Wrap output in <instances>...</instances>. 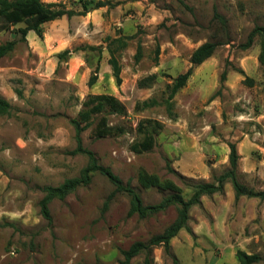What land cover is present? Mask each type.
Listing matches in <instances>:
<instances>
[{
  "label": "rangeland",
  "instance_id": "374dc122",
  "mask_svg": "<svg viewBox=\"0 0 264 264\" xmlns=\"http://www.w3.org/2000/svg\"><path fill=\"white\" fill-rule=\"evenodd\" d=\"M42 1L82 11L80 0ZM103 1L108 5L86 15L45 23L42 37L31 31L23 40L18 29L25 23L4 29L0 21V45L16 42L0 57V98L11 105L9 114H0V264H123V250L161 234L175 220V206L145 219L128 216L130 200L121 193L102 213L114 186L99 173L88 186L51 202V225L42 217V188L79 176L88 163L86 155L72 154L77 144L71 121L86 109L90 96H114L124 109L106 106L92 115L81 134L83 146L129 183L145 205L172 193L165 187L169 183L188 199L191 184L215 181L229 168L231 143L240 156L239 183L264 191L260 37L243 47L253 28L264 25V0ZM216 15L225 17L226 27ZM121 36L131 39L116 53L118 86L108 64L107 38ZM207 41L221 44L176 93L170 115L168 86L188 70L191 54ZM139 44L143 58L136 62ZM65 50L70 53L59 57ZM98 64V79L90 86ZM151 75L156 78L150 87H139ZM151 99L155 105L136 106ZM141 122L148 130L159 124V133L154 148L139 154L132 146L144 136ZM140 174L156 177L159 186L145 187ZM189 214L190 231L181 230L168 253L154 248L152 264H239V250L258 255L254 264H264V199L236 200L227 182L223 191L203 195ZM144 256L130 263L143 264Z\"/></svg>",
  "mask_w": 264,
  "mask_h": 264
},
{
  "label": "trees",
  "instance_id": "16d2710c",
  "mask_svg": "<svg viewBox=\"0 0 264 264\" xmlns=\"http://www.w3.org/2000/svg\"><path fill=\"white\" fill-rule=\"evenodd\" d=\"M82 3V11H75L63 8L60 4L57 3H46L42 0H0V21L4 22L3 28L9 26H15L20 23H25V26L18 29V33L21 35V39L25 40L28 33L33 31L37 36L42 37V26L51 21H55L62 17L71 18L75 15H86L90 11L105 7L108 5L107 2L103 0L97 1H87L80 0ZM219 22L223 27H226V19L221 15H216ZM260 37V53H259V63L264 66V25H256L253 30L250 32L247 38V42L243 46L244 48H249L252 46L254 39ZM130 36H121L117 38H107L108 42V52L109 60L108 64L112 68L113 76L116 79L118 86L121 85V67L119 65L116 53L118 50H122L127 47ZM220 42L216 41H207L201 44L196 48L190 57V67L188 70L178 75L174 79V83L168 86V96L165 100L167 112L170 115H173V98L176 93L183 88L191 75L195 67L201 65L207 59L212 57L215 53ZM15 41H8L0 45V57L6 56L8 53L12 52L15 48ZM81 49V48H80ZM84 50H99L95 46H85L82 48ZM160 49H156V54H159ZM70 53V50H65L59 54V57H64ZM143 58V49L139 44L137 51L135 53L134 59L136 62H139ZM240 73L244 72L239 70ZM99 64L96 66L94 74L90 78L89 85L92 86L96 83L98 79ZM156 76L151 75L146 78L141 79L138 82L139 87L147 88L150 87L152 82L155 80ZM222 82L226 80V72L224 71L221 76ZM245 82L250 81L249 78H245ZM96 102V104H93ZM93 104L92 106H90ZM156 104L155 100H147L144 102H138L137 107H150ZM108 106L112 111H123V106L121 102L114 96L109 95H96L90 96L89 100L85 102V110L80 111L78 118L73 119L71 122L74 126L76 132V148L72 151V154H82L88 157L87 165L82 169L79 176L65 180L59 186H45L42 188L44 196L39 202L40 211L42 217L47 221L49 225L52 224V215L50 211V204L53 200L59 199L64 200L69 194L74 192L80 187L88 186L92 177L95 173H99L106 177L108 181L114 186V190L108 196L107 200L104 202L102 213L108 209L110 202L118 194H125L129 197L130 208L128 211V216L137 215L141 219H145L151 215L157 214L159 212L165 211L170 206H175L176 208V218L175 220L161 233L152 236L147 242L137 241L133 243L129 249L123 250L122 254L125 260L123 264H131V260L140 255L144 254L143 264H152V253L154 248L163 247L165 252L170 251V242L175 238L178 233L186 229L190 231L189 228V219H190V209L201 202V197L203 195H212L217 192L223 191L224 184L231 182L235 199H239L242 196L247 197H259L264 199V191L255 192L252 189L247 188L245 185L239 183L237 180V167L239 154L237 151L236 144H229L230 154H229V168L223 172L221 175L214 177L215 181L212 182H198L191 184L192 195L190 198L185 199L181 194V191L173 183L167 184L165 187L172 191L169 195L164 197L161 202L154 205H145L140 194L129 184L124 183L112 170L108 167H104L98 163V160L95 154L89 149L83 146V141L81 134L86 129L89 121L94 114L101 113L105 107ZM11 110V105L8 101L3 98H0V114L5 115L9 114ZM148 123H151L150 121ZM84 124V125H83ZM143 122L139 124V129L143 132L144 136L142 140L132 146V150L135 153H144L151 151L156 143L155 137L158 135L159 124L154 123L151 127V130H148L146 127L143 128ZM108 129L104 128V133ZM172 171V170H171ZM140 181L145 187L159 186V181L154 176H147L145 174H140ZM237 259L239 264H254L260 261V257L255 254H247L243 251H238Z\"/></svg>",
  "mask_w": 264,
  "mask_h": 264
}]
</instances>
